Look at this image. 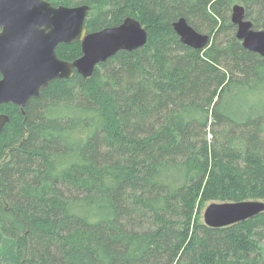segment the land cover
Listing matches in <instances>:
<instances>
[{
  "label": "trees",
  "instance_id": "1",
  "mask_svg": "<svg viewBox=\"0 0 264 264\" xmlns=\"http://www.w3.org/2000/svg\"><path fill=\"white\" fill-rule=\"evenodd\" d=\"M87 4L88 32L137 19L146 43L83 78L1 104L0 264H264V212L218 228L207 202L264 201V58L228 19L264 0H47ZM208 30L203 50L172 22ZM72 61L79 43L59 44Z\"/></svg>",
  "mask_w": 264,
  "mask_h": 264
},
{
  "label": "water",
  "instance_id": "2",
  "mask_svg": "<svg viewBox=\"0 0 264 264\" xmlns=\"http://www.w3.org/2000/svg\"><path fill=\"white\" fill-rule=\"evenodd\" d=\"M230 21L243 48L264 58V29H255L240 3L231 6ZM87 4L53 5L47 0H0V105L19 108L37 98L50 82L71 78L74 72L89 77L95 67L119 50L133 51L147 41V30L126 17L116 26L88 32ZM181 43L203 50L210 35L195 30L184 17L172 22ZM79 43L81 55L72 61L56 53L59 44ZM8 116L0 113V131ZM264 212L263 200L210 202L203 222L211 228L228 226Z\"/></svg>",
  "mask_w": 264,
  "mask_h": 264
},
{
  "label": "rangeland",
  "instance_id": "3",
  "mask_svg": "<svg viewBox=\"0 0 264 264\" xmlns=\"http://www.w3.org/2000/svg\"><path fill=\"white\" fill-rule=\"evenodd\" d=\"M236 3H239V2H236ZM241 4V3H240ZM230 9H231V7H230ZM230 14H231V10H229V13H228V19H229V21H230ZM230 23H231V21H230ZM208 32V30H204V32L203 33H207ZM234 33H235V26H234ZM208 204V202L206 203V204H204V206L201 208V211H200V217H201V220H202V214H203V210H204V208H205V206Z\"/></svg>",
  "mask_w": 264,
  "mask_h": 264
}]
</instances>
